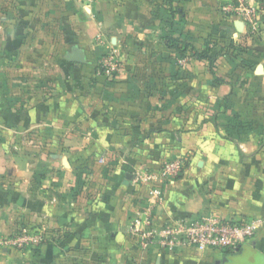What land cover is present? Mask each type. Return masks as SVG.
I'll list each match as a JSON object with an SVG mask.
<instances>
[{
    "label": "crops",
    "instance_id": "crops-1",
    "mask_svg": "<svg viewBox=\"0 0 264 264\" xmlns=\"http://www.w3.org/2000/svg\"><path fill=\"white\" fill-rule=\"evenodd\" d=\"M173 1L180 29L165 0H0V235H44L24 264H264V228L226 252H143L129 234L146 205L139 177L174 159L184 169L162 187L158 222L264 219V150L256 157L255 134L225 137L235 116L264 130V11L252 37L225 17L226 0ZM79 14L75 36L65 24ZM168 34L211 49L223 83L168 47ZM74 48L85 64L66 60ZM109 52L121 66L113 78L97 69ZM3 256L18 264L12 250Z\"/></svg>",
    "mask_w": 264,
    "mask_h": 264
},
{
    "label": "built area",
    "instance_id": "built-area-1",
    "mask_svg": "<svg viewBox=\"0 0 264 264\" xmlns=\"http://www.w3.org/2000/svg\"><path fill=\"white\" fill-rule=\"evenodd\" d=\"M222 11L225 17L241 19L252 37L259 36V8L248 5L246 0H226ZM97 69L108 78L118 75L121 66L116 53L109 52L104 55L98 61ZM100 163L103 164L104 160L101 159ZM183 169V161L174 159L164 163L158 170L145 172L139 177L138 182L146 191V205L131 222L129 234L141 251L148 252L156 247L167 252L186 248L226 252L236 250L256 237L264 226L262 218L226 221L216 215H209L197 218L179 217L158 222L155 212L162 202V187L175 181ZM17 230L8 237L0 235V259L7 250L34 247L44 241L41 232H31L25 228Z\"/></svg>",
    "mask_w": 264,
    "mask_h": 264
},
{
    "label": "trees",
    "instance_id": "trees-1",
    "mask_svg": "<svg viewBox=\"0 0 264 264\" xmlns=\"http://www.w3.org/2000/svg\"><path fill=\"white\" fill-rule=\"evenodd\" d=\"M169 3L170 5V13L172 14L173 18L177 19V25L178 29L184 24V12L183 9L180 7H175L174 6V1L173 0H165ZM261 8L264 10V0H259ZM174 24H171V27L173 28ZM179 31V30H178ZM166 40L168 41V47L174 49L178 55L182 58L186 57L188 55V52H191L192 55L190 56L191 59H197L201 61H206L209 63V71L210 73L215 77L216 83H223V80L219 79L216 77V72L214 70L215 68V60L211 57V49H206L204 51H198L192 44L188 43L187 40H183L181 37H174L171 36V34L167 35ZM221 107H227L229 102H227V99L225 102L222 103ZM229 126L227 129V135H230L228 137L229 139L234 140L237 136L245 133L251 132L253 129V125L243 121L240 117L235 116L230 119ZM35 254H38L40 251V248L35 249Z\"/></svg>",
    "mask_w": 264,
    "mask_h": 264
},
{
    "label": "rangeland",
    "instance_id": "rangeland-1",
    "mask_svg": "<svg viewBox=\"0 0 264 264\" xmlns=\"http://www.w3.org/2000/svg\"><path fill=\"white\" fill-rule=\"evenodd\" d=\"M68 7H69L68 11H71V12L73 10H76L77 9V7L74 4L73 5L71 4ZM259 7H260L259 9H260V11L262 13V11H264V10L261 8V6H259ZM59 8H61V7H59ZM79 12L81 13L83 11L81 9H79ZM84 22H85V19H84L83 15H80V23H77V22L75 23V22H71V21L69 22V21H67V23L65 24V25H67V28L65 27V29L66 30L68 29L72 33L76 34L75 36H77L78 32H81V31H82V34H83V25H84ZM48 26L49 27H52V29H59L58 28L59 27V22L58 23L57 22L49 23ZM75 39H77V37ZM102 57L103 56H101V58ZM95 63H96V61H95ZM97 64H98V62H97ZM93 65H94V62H92V66ZM260 129L261 128L254 127V129L251 132H249L247 134L243 133V134H241V135H239V136L236 137L237 139L241 140V142H243L245 140L247 141L248 139L250 140L251 137L254 136V134H255V139L258 138V141H259V148L255 151V153H257L256 157H259L260 154H261V152H263V150H264V130L262 132V129L261 130ZM225 137H226V139H229L228 137H230V135H227V133H226ZM263 228H264V226H262V228L258 231L257 234H259L261 232V230H263ZM18 229H22V228H18ZM38 248H41V244L40 245H37V246H34V247L28 246V247H25V248H14V249H12V253H13L14 256L11 259H12V261L13 260H17L18 264H24L23 263L24 258H25L24 254H28L30 252L35 253V251H36L35 249H38ZM6 257L7 256H3L0 260H5ZM246 261H248V256H245V257L244 256H240V257L237 258V264H245Z\"/></svg>",
    "mask_w": 264,
    "mask_h": 264
},
{
    "label": "water",
    "instance_id": "water-1",
    "mask_svg": "<svg viewBox=\"0 0 264 264\" xmlns=\"http://www.w3.org/2000/svg\"><path fill=\"white\" fill-rule=\"evenodd\" d=\"M66 60L70 63H74L78 65H82L87 62L85 53L78 48H74L73 51L67 55ZM131 177L132 175H127V180L130 181ZM235 264H237V262Z\"/></svg>",
    "mask_w": 264,
    "mask_h": 264
}]
</instances>
